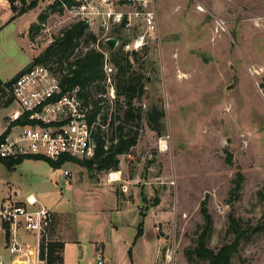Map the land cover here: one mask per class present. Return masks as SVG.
<instances>
[{"label":"rangeland","instance_id":"rangeland-1","mask_svg":"<svg viewBox=\"0 0 264 264\" xmlns=\"http://www.w3.org/2000/svg\"><path fill=\"white\" fill-rule=\"evenodd\" d=\"M8 1L17 11L25 5ZM25 1L36 4L0 33L3 81L43 52L23 32L36 14L39 22L42 1ZM155 1L159 33L143 54L150 65L137 100L144 112L137 144L119 156L118 169L104 171L73 160L58 170L46 160L0 163V207L33 193L53 209L50 237L58 239L60 225L69 243L64 264H98L99 256L105 264H167L173 249V264H207L186 254L205 224V202L213 218L208 247L232 241V214L244 229L259 227L232 264H264V0ZM6 99L0 95V130L18 107H3ZM154 107L165 111L161 134L147 119ZM111 172L119 179L110 181ZM238 173L241 196L231 199ZM0 260L11 261L1 232Z\"/></svg>","mask_w":264,"mask_h":264},{"label":"built area","instance_id":"built-area-1","mask_svg":"<svg viewBox=\"0 0 264 264\" xmlns=\"http://www.w3.org/2000/svg\"><path fill=\"white\" fill-rule=\"evenodd\" d=\"M46 18L38 22L31 44L43 52L53 46L75 23H85L97 35L95 43L85 51L95 49L103 55L102 68L105 92L100 105L113 107L116 99L115 74L108 39L118 37L117 30H127L117 47L125 51H140L149 46L150 39L159 33L158 10L155 0H41ZM56 17L58 22L53 23ZM125 41V42H124ZM116 47V48H117ZM78 48L76 49L77 52ZM42 52V53H43ZM40 54H38L39 56ZM77 59L72 54L62 64L33 63L20 71L8 92L18 107L0 130V160L24 156H44L53 161L63 157L90 159L96 151L95 134L101 124V113L91 119L94 104L87 102L86 89L71 85L68 62ZM75 67V65L73 66ZM103 109V108H102ZM26 121L18 123L19 120ZM17 122V123H15ZM15 123V124H14ZM70 161V159H68ZM1 162V161H0ZM59 168H55L58 170ZM111 172L109 180L112 179ZM65 177L71 172L63 170ZM55 222L53 209L43 205L35 194L24 200H12L0 207V232L5 236L10 264H47L42 255V244L53 240L51 228ZM175 250H167L166 263L173 264ZM0 264H5L0 260ZM98 264H105L98 257Z\"/></svg>","mask_w":264,"mask_h":264},{"label":"trees","instance_id":"trees-1","mask_svg":"<svg viewBox=\"0 0 264 264\" xmlns=\"http://www.w3.org/2000/svg\"><path fill=\"white\" fill-rule=\"evenodd\" d=\"M23 3L25 5L21 11H17L13 5L11 6L15 13L11 20L16 16L27 13L36 4V1L32 2L29 6L26 5L25 0H23ZM45 18L46 15L42 12L39 16V22ZM37 29L38 24L33 23L29 28V34L33 36ZM115 33L119 38L124 40L122 31L119 30ZM97 38L94 32L88 30V26L85 23H75L64 32V35L53 46L47 48L39 56H35L32 62L22 70L28 69L33 63L60 65L63 59H68L74 53L77 54L76 60L68 62V69L72 73V76L66 80L71 85L80 84L86 89L85 97L87 102L91 101L94 104L90 118L94 119L98 113H101V124L106 125L108 123L105 129L99 126L96 131L95 140L97 144L93 158L63 157L58 161H53L44 156H24L16 160L2 159L0 160L1 163L14 168L26 159H35L46 160L52 167L59 168L65 161L70 159L88 169L95 168L99 171L118 169L120 163L119 156L127 153L131 147L137 144L140 125L144 119L142 104H137V100L146 92L145 82L149 80L146 72L148 71L150 60L144 58L143 55L144 53L148 54V46H145L140 51L131 52L125 51L123 46L113 49L112 61L117 68L114 79L116 99L113 103V110L108 112L106 108L110 106L106 102L100 105L103 98L99 97L100 94L105 92L103 84L105 76L102 68L103 55L93 48L85 51V47L91 43H95ZM74 65L75 67H73ZM17 76L18 74L8 81L0 79V95L7 97L3 107H8L13 103V96L8 92V89H10L11 84ZM164 117L165 111L158 110L157 107L147 112L149 124L159 134L162 133L164 127ZM17 122L25 123L26 121L22 119ZM243 180L244 176L238 173L235 179V188L231 193V199L240 198ZM204 204L206 203L203 202L201 212L204 215L205 224L200 230L196 246L189 249L186 253L187 261L198 259L205 261L207 264H232L233 257L239 252L243 242L249 239L252 231H258L259 227L250 226L244 229L242 219L230 214V223L226 233L232 236V241L225 243L217 250H213L208 247V239L213 230V218ZM51 232H54L53 227L51 228ZM64 248V242L59 240L53 239L47 243L44 242L42 244L41 256L46 259L47 264H64Z\"/></svg>","mask_w":264,"mask_h":264},{"label":"crops","instance_id":"crops-1","mask_svg":"<svg viewBox=\"0 0 264 264\" xmlns=\"http://www.w3.org/2000/svg\"><path fill=\"white\" fill-rule=\"evenodd\" d=\"M15 15V13L13 12V10H12V8H11V5H10V3H9V1L8 0H0V33L6 28V27H8L11 23H14V21H15V19L17 18V16L13 19V20H11L10 18H12L13 16ZM7 16H10L9 17V20L8 21H6V20H3L2 18H6ZM37 14L34 16V18L26 25V30L25 31H23V32H26L27 34H29V28H30V26L33 24V23H35L37 20ZM19 32V34L21 35L22 34V31H18ZM25 35V34H24ZM33 56V55H32ZM37 56V55H36ZM32 62V61H31ZM23 70V69H22ZM22 70H20V71H22ZM19 71V72H20ZM18 72V73H19ZM17 73V74H18ZM16 74V75H17ZM15 75V76H16ZM14 77V76H13ZM12 77V78H13ZM11 78V79H12ZM10 80V79H9ZM8 121H9V118H8ZM8 123V122H7ZM1 163V162H0ZM25 199V197H22L21 199H19V200H24ZM15 200H17V199H15ZM60 226V225H59ZM57 227L56 229H57V237H58V239L57 240H59V241H62V242H64V244H65V248H64V251H63V258H64V261H65V253H66V251H67V249H68V246H69V243L64 239V237H60L59 236V233H60V230L61 229H59L60 227ZM61 231H63V230H61ZM2 233V232H1ZM3 234V233H2ZM4 235V234H3ZM63 236H64V231H63ZM4 238H5V236H4Z\"/></svg>","mask_w":264,"mask_h":264},{"label":"water","instance_id":"water-1","mask_svg":"<svg viewBox=\"0 0 264 264\" xmlns=\"http://www.w3.org/2000/svg\"><path fill=\"white\" fill-rule=\"evenodd\" d=\"M120 39L118 37H112L108 39V43L111 46V48H116L119 44ZM17 264H23V263H17Z\"/></svg>","mask_w":264,"mask_h":264},{"label":"bare ground","instance_id":"bare-ground-1","mask_svg":"<svg viewBox=\"0 0 264 264\" xmlns=\"http://www.w3.org/2000/svg\"><path fill=\"white\" fill-rule=\"evenodd\" d=\"M201 8V7H200ZM163 140V139H162ZM168 149V144L166 141H162V150L166 151ZM119 179V175L118 172H114L112 174V179L111 180H118Z\"/></svg>","mask_w":264,"mask_h":264}]
</instances>
